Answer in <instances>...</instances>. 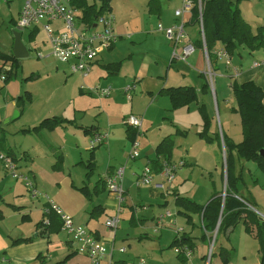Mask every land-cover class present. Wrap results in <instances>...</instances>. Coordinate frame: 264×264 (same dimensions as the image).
Listing matches in <instances>:
<instances>
[{"label":"crops","instance_id":"1","mask_svg":"<svg viewBox=\"0 0 264 264\" xmlns=\"http://www.w3.org/2000/svg\"><path fill=\"white\" fill-rule=\"evenodd\" d=\"M6 1L9 2V0ZM23 1L20 0L21 6L17 13L18 16ZM180 2L182 3V0ZM238 2L237 5H240ZM149 6L150 12L157 18V26L161 24L163 27H169L179 22V18L174 14L178 9L177 7L173 10V18L169 21L171 23L164 24L162 22L164 10L161 8L160 1L153 0L149 3ZM240 6L238 8L241 15L248 22L245 19L248 18L247 13H244ZM76 10L78 9L76 8ZM81 16L82 14L79 15L77 11L78 22L84 24L81 21ZM17 19L18 17L14 19L15 25ZM182 19L185 22V29L188 28V36L177 45L175 50H179L180 54L186 43H192L195 46L194 52L187 57V64L181 60L172 59L173 44L165 36H161L155 26L151 27L153 31L148 32L149 34L146 36L152 38L156 43L153 50H151L153 56L158 61H162L163 64H167L164 73L151 64L149 69H142V73L139 71L133 75H127L121 82L119 80L120 73L125 67L126 61L131 59L132 53H126L124 57H120L119 50L124 42L120 41L121 36L116 30L115 42L110 48L103 49L100 52L99 58L91 66L87 77L72 73L66 63L59 62L63 66L54 67V74L57 76H72V78L78 76L82 80L85 79V85L75 88L74 94L68 99L63 95L58 100V97L54 96V91L58 88L56 87L51 92L46 93L43 103H38L42 97H38V92L35 87L30 86V81H32L34 75L35 78L40 76L39 69H34L30 75L19 77L17 74L20 68L19 63V68L12 71L7 80L1 79V76L10 70V67L6 68V71L0 69V153H10L18 163V172L29 175L33 185L40 190L45 198L39 199V196L33 198L29 195L31 199H36V202H29L26 196L27 188L24 183L11 178L0 161V264H49L56 258L55 264H90V260L86 255L76 251L72 236L62 230L60 217L52 210L46 212L51 204H56L63 212L71 216L75 226L86 227L108 249L113 247V263L124 264L138 258H144L148 264H205V261L208 262L212 234L204 230L201 214L177 205L176 198H188L204 206L203 203H199V193L203 191L206 204L214 196H221L224 199L227 190L225 150L223 144L219 145L217 140L209 142L208 150L212 148L213 151L210 154L205 153L208 150L203 147L198 154L189 156L188 159L182 157L179 162H182L183 167L178 168L179 170L175 173L172 183L165 185L164 190L167 194L154 185H137L140 172L131 171L130 174L127 173L129 179L125 177L122 181L124 203L121 204L119 227L113 235L104 225L105 220L113 215L118 207L117 198L106 189L104 178L107 175H112L121 166L120 164L126 162V159H131L128 157V153L135 129L125 124L124 121L131 115L142 120L140 133L136 134L135 138L140 142L139 148H150L153 143L145 140L146 135L144 136V133L152 128L150 126L155 122H158L156 116H153L151 112L156 114V112L162 111L157 106L162 96L167 97L170 103L166 94L159 93L162 88L194 87L198 98L197 103L194 104L197 108L198 105L203 104L210 116L211 104L214 103L212 94H215L217 98L219 96L224 98L226 94L221 86L216 88L214 93L211 89L210 91L204 89L206 60L203 50L197 45V41L200 39L199 22L193 20L191 11L184 14ZM249 24L251 25V23ZM251 27L255 30L258 26L253 27L251 25ZM137 29L139 28L137 27ZM32 31L36 34L40 29L29 30V33ZM43 44L46 45L45 42ZM222 48L223 46H220V43L215 45L217 50ZM162 50H165L166 54ZM244 51L242 48L236 53L239 60H242L241 63L234 62V54L231 56L230 66H226L222 60H219L222 62H214V65L217 69L219 66H224V74L229 79L231 76L233 80L240 83L253 80L257 86L264 90V50L249 52L246 49ZM241 53H248L253 57V60L248 62V59L242 56ZM10 54H12V51L7 55ZM158 61L155 60L154 64L157 65ZM116 63H120L118 69L114 72L109 71L107 66ZM254 63H258V66H254ZM46 64L47 62L41 64L40 68L47 70L48 66ZM6 66L8 65L3 66V68ZM234 71L236 74L232 76ZM5 76L7 77L6 74ZM146 78L150 80L148 83L145 82ZM102 79L105 80L102 81L103 87L111 88V94L112 90H115L112 96L110 94L108 97H103L94 91L96 87L102 88L99 85ZM136 83L139 94L135 92ZM128 85H133L134 89L126 93L125 88ZM133 91L135 95L131 96L130 93H133ZM148 98H150V102L143 112L136 105L137 101L142 106ZM105 99H108V101ZM223 101H221L222 116L220 112L223 134L229 142L238 144L243 139L240 116L237 113L233 114L226 100L223 99ZM17 103L20 104L19 108L16 106ZM216 104L219 110V104ZM191 106L192 104L188 107L174 109V112L180 111L188 115ZM23 108L25 113L29 115L24 120L21 118L24 113V110L21 111ZM97 109L98 111L95 112ZM106 111L109 112V117H107ZM167 111L168 109H166ZM100 114L105 116L102 121L104 123L98 117ZM140 115L143 116L144 120L139 117ZM49 117H59L70 121V123H63L51 130L40 129L38 131L23 132V130L30 129L38 125L44 118ZM174 120V124H172L174 129L165 136L173 135L174 137L178 135L175 134L176 128L185 130L182 127V120L179 118ZM236 123L237 129L235 127ZM144 124L145 127L142 128ZM214 124L215 122L212 120L209 130L211 133ZM94 134H107V138L103 143L104 146L100 145L94 149L89 148V140ZM165 136H162L154 147L147 151L144 166L150 164L155 170L159 167L162 160H159L157 164L158 157L155 153V147ZM142 138L143 142H141ZM218 152L223 153L224 167L219 165ZM232 153L230 176L232 180L236 178V181H233L235 182L234 188L237 190V194L232 193L230 188L229 194L241 200L249 210H253L258 214L259 210L257 208L262 206L258 195L254 191L259 192L261 188L264 191V180L257 177L254 181H250L251 176L249 177V175L255 173L253 165L249 164V161L244 162L243 159L237 157L235 151ZM91 154L94 171L88 174L87 164ZM208 155L213 160L214 171H211V166L206 165L208 164ZM106 161L107 168L104 167ZM170 161L176 163L172 155ZM131 178L134 181V186L137 187L135 196L130 193L133 187ZM161 182L159 177L155 178V183ZM84 186H87L91 193L90 199L78 190ZM144 200H147L151 207L147 208L146 204L143 203ZM169 204L173 206L172 212L174 213L168 211L170 210L167 209L170 207ZM96 206H99L100 209L94 210ZM164 209L171 216L164 219L166 221L161 228H157V219L163 214L161 210ZM193 215H197L199 218L200 235L196 232V219ZM261 216L264 218V215ZM180 217L183 223L179 221ZM244 217L245 214L243 213L240 220L243 221ZM152 228L155 229L153 232H151ZM178 229L181 230L179 234L176 233ZM251 229L254 236V226ZM154 235H157V238H154ZM181 235L189 238L187 244L191 246L192 250V257L186 263L183 262L184 256L182 254L178 256L171 247L173 240ZM23 239L30 240L15 242V240ZM208 244H210V247H208ZM120 248H125V251L120 252ZM224 249L227 250L222 245L218 247L216 251H218L220 260H216L214 264H222L219 254ZM101 264H107V262L104 260Z\"/></svg>","mask_w":264,"mask_h":264},{"label":"rangeland","instance_id":"2","mask_svg":"<svg viewBox=\"0 0 264 264\" xmlns=\"http://www.w3.org/2000/svg\"><path fill=\"white\" fill-rule=\"evenodd\" d=\"M88 1L89 3L93 2V0H88ZM159 1L161 3L162 10H164L162 22L164 24L171 23L169 21L173 18V15H172L173 10L176 7L181 8L182 3L180 2V0H159ZM236 1L237 2L239 1L238 3H240L241 6L240 5L238 6L241 7L242 11H244V13H247L248 18H245V17L244 18L249 23H251L253 27L264 25V0H236ZM98 2L99 0H97V4ZM149 3H150V0H110V8H111L110 11L115 18V30L121 36V38H119L120 41L124 42L122 44V47L119 50V52L121 53L120 57H124L126 53L127 54L132 53L131 59L126 61V65L123 68L122 72L120 73L119 80L121 82L127 75H133L134 73L139 72V71L140 73H142V69H149L151 64L159 68L162 71V73H164L167 69V64H163L162 61H158V59L155 58V56H153V53L151 52V50H153V48L155 47L156 43L153 41L152 38L146 37L149 34L148 32L151 33V31H153V29L151 30L152 26H155L156 29L158 27L156 25L157 18L155 15L152 14V12H150ZM20 6H21L20 0H9V2H7L6 0H0V52L4 54H8L12 51L13 31H15L16 29L14 19L18 17L17 13L19 11ZM77 11L79 12V15L82 14V12L79 9ZM254 17H257V18H254ZM137 27L139 29H137ZM185 32L188 36V28L185 29ZM159 34L161 36L162 35L165 36L163 32L162 33L159 32ZM158 37L160 36L158 35ZM21 39H22L23 44L26 46L28 50V56L22 59H19L20 68L17 74L19 77H23L24 75H30L31 71H34V69H39L40 76L38 78H35L36 76L34 75L32 78V81H30V86L35 87V89L38 92V97L39 96L42 97L40 98L41 100L38 101V103H43L46 93L51 92L56 87L58 88L54 91V96H57L59 100L63 95L64 97L68 99L70 96L74 94L75 88H78L80 85H85V82H84L85 79L82 80L78 76H74L72 78V76L66 77L64 75L57 76L56 74H54L55 73L54 67L62 65L55 58L53 57H48L49 59L45 58L48 60L38 58V55L41 54L45 56L49 52V47L43 44L44 36L41 31L37 32L35 35H33V37H30L29 30H23ZM220 46H223V44L220 43ZM242 48L246 51V48L244 47ZM241 49H239L237 52H239ZM162 51L164 52V54H166L165 50H162ZM175 51H176V54H179V50H175ZM241 55L246 57V59H248V62H251L253 60V57L251 55H248V53H241ZM234 56H235L234 62L241 63L242 60H239V56H237L236 53ZM118 57H119V54H118ZM155 60L158 61L157 65L154 64ZM106 61L108 60L106 59ZM46 62H47L46 65L48 66V69L42 70V68H40V65ZM182 62L187 64L188 59ZM219 62H222V61H219ZM224 68H225L224 66L223 67L219 66V68L214 72L213 89L215 90L216 88L221 86L226 94L224 98H221L220 96L217 98L215 94H212L214 103L211 104V116H210L211 122L212 120H214L215 122L214 127L212 129L213 130L212 133H220V135H221V132H223L222 127H221V122H220V112L222 116V108H223L221 104L222 102H224L223 99H225L226 103L229 104L230 111L233 114L236 113L232 111V106L234 107L236 106V101L233 97L232 89L230 85V83L233 82V78L230 76V79H229L226 76V74H224ZM235 74L236 73L234 71V75L232 76H235ZM102 81H105V80L103 79L100 80L99 85H101V87L104 88ZM149 81L150 80L146 78L145 82L148 83ZM137 86L138 85L136 83V87ZM135 92L139 94L138 87L136 88ZM114 93H115V90L113 89L111 96ZM130 95L134 96L135 95L134 91L133 93L131 92ZM124 99L127 100L126 98ZM217 99H218V102H217ZM105 100L108 101V99H105ZM149 102H150V98H148L144 102V104H142V106L139 101H137L136 105L142 109L141 111L144 112ZM163 102H164V105H163ZM216 103L219 104V110L217 108ZM157 106L160 107L162 111H160L159 113L156 112V114L153 112L151 113L153 116H156L155 118L158 122H155L152 126H150L152 128L148 129L147 132L144 133V136L146 135L145 140L150 141L153 144L150 145V148H147V147L139 148L140 156L138 158L130 159V160L126 159V162H123L122 164H120L121 166L119 167H125L124 178L125 177L127 178L128 177L127 173L130 174L131 171H137L138 173L142 172L144 163H146L147 151L151 149L152 147H154V145L159 141V139L162 136H165L166 134L170 133L174 129L172 127V124H174V121H175L174 119L176 118H179L180 120H182L181 123L183 126L181 124L179 125L182 126L186 130L185 135H181L178 133V135H175L173 137L171 155L173 159L176 161V163L181 161L182 157L184 159H188L189 156L191 157L192 155L198 154L202 150L203 147H205V149L208 150L209 142L198 137V132L202 130L203 120L201 119L199 110L195 104H192V106L190 107V113H188V115H185L180 111L174 112V110L171 108L170 103L168 102L167 97L165 96L164 97L162 96L159 99ZM166 109H168L167 112H166ZM23 110H24V113H23V117L21 118H23L24 120V118H28L29 115L25 113L24 108L21 111ZM97 111L98 109L95 112ZM13 115H14V112H13ZM106 115L107 117H109L110 114L108 111H106ZM98 117L101 118L100 119L101 122L103 121V118H105V116L102 114H100ZM139 117L143 119L142 115H140ZM160 123H161V128H160ZM235 125L237 129V123ZM143 127H145V124L142 126V128ZM143 141L144 140L142 138L141 142ZM101 146H104V144H101ZM130 148H129V151H130ZM211 151H212V148L208 150L207 152L205 151V153L210 154ZM217 154H219L218 156L219 165L220 166L223 165L224 167L223 153L218 152ZM132 160H135V161L132 162ZM106 163L107 161L104 162L105 168H107ZM249 164H252L255 170V173L254 172L251 173L253 177L252 175H249V177L251 176L249 180L254 181L255 178L257 177L260 180H264V173H262V171L258 169L256 163L249 161ZM206 165L211 166L212 168L211 171H214L213 170L214 168L213 160L209 155H208V164ZM182 167H180L179 169H181ZM82 169L84 170V168ZM179 169H177V171ZM156 177H159V176H155V178ZM155 178H154V182H155ZM261 189H259V192L254 191L256 195H258V198L260 199V205L262 206L260 208L259 207L257 208L259 210L258 215L259 214L264 215V193H261L264 191H262ZM163 191L165 194H167L165 190ZM38 192H39L38 198L39 199L44 198L40 190H38ZM136 192H137V187L134 186V181H133V187L130 193H132L135 196ZM26 196L29 202H36V199L30 198L27 191H26ZM199 201H200L199 203H203L204 205L206 204V198L204 196L203 191L199 193ZM123 203L124 201L122 202V204ZM143 203L146 204L145 206L147 208L151 207L149 205V202H147V200H144ZM169 206L170 207H168L167 209H170L171 211L170 210L168 211L171 213H174L172 212L173 206L171 204H169ZM161 211L163 213L162 215H164L166 212L165 209ZM193 217L196 219V226H197L196 232L198 235H200L201 229H200L199 218L197 217V215H193ZM261 219L264 220V218H261ZM165 221L166 220H163L164 224H165ZM179 221L183 223V221L181 220V217ZM154 230L155 229L152 228L151 232H153ZM216 231H218V227L216 228ZM216 231L214 232V235L212 234L213 235L212 236L213 237L212 238L213 240L212 252H214V255L210 257L208 262L205 261V264H214L216 260H220V258L218 257V251L216 250L221 245L225 247L227 249V252L229 253V259H230L229 263L230 264H259L260 263L261 254L259 251V243L257 239L252 235L251 231L246 228V225L244 224L243 221L240 220L238 222H234L232 226H229L227 229L223 227L218 234L216 233ZM154 238H157V235H154ZM208 247H210V244H208ZM81 254L84 255L83 253ZM56 260L57 258L52 263H49V264H55Z\"/></svg>","mask_w":264,"mask_h":264},{"label":"trees","instance_id":"3","mask_svg":"<svg viewBox=\"0 0 264 264\" xmlns=\"http://www.w3.org/2000/svg\"><path fill=\"white\" fill-rule=\"evenodd\" d=\"M153 0H150V3ZM193 6L191 8L192 18L195 22H199V15L202 18V28L204 33L205 47L208 53L209 63L213 72L217 70L214 62L219 61L215 54V45L222 43L223 48L229 56H233L237 51L244 47L249 52L264 50V26H258L255 30L251 25L246 22L238 8L237 1L234 0H192ZM70 4L79 9L82 12L81 21L84 24H91L95 17L110 11V0H93L89 3L88 0H70ZM30 37L35 35L34 31L29 33ZM197 45L202 49L203 43L200 39L197 41ZM0 69L3 66L8 65L10 70L6 71L7 80L10 77L12 71H16L19 68V60L12 54L7 55L0 52ZM120 63L109 65L107 68L109 71L114 72L118 69ZM206 78V76H205ZM206 80V79H205ZM233 97L236 101V106L232 107V111L236 112L240 116L243 139L238 144L229 142L223 132L211 133L209 132L211 127V118L207 113L206 107L203 104L198 105V110L203 120L202 130L198 132V137L211 142L217 140L219 145L223 144L225 150V164L227 170V190L226 196H214L206 205L202 206L194 201L177 197L176 203L179 206L186 207L192 212L199 213L202 216V226L205 231L214 234L218 221L220 220L217 234L220 230L232 226L234 222H238L241 219V215L244 213L245 217L243 222L246 228L252 232V226H254V237L259 243V251L261 254L260 263L264 264V220L259 218L260 216L253 210H249L245 203L241 200L234 198L232 194H229V188L232 193L237 194V190L234 188L236 178L231 179L230 172L232 167L231 156L232 152L240 159L244 161H252L256 163L257 167L264 172V156L259 152L264 149V90L255 84L253 80L247 82H237L233 80L230 83ZM204 89L210 91L207 80L205 81ZM159 93L166 94L169 98L171 108L178 109L181 107H188L191 104L197 103V93L192 86H178V87H166L162 88ZM66 119L59 117L44 118L38 125L25 129L23 132L38 131L40 129L51 130L57 126L66 123ZM185 135V130L176 128L175 134ZM137 130L133 132L132 142L136 140ZM173 144V135H167L161 139V141L155 147V153L159 160L171 162V151ZM8 155L12 156L10 153ZM93 154V153H92ZM87 164L88 174L94 171L93 157ZM13 157V156H12ZM101 182V180H100ZM103 183V181H102ZM80 190L87 198L90 199L91 193L87 186L80 187ZM242 197V196H241ZM245 202L251 204L249 201L242 198ZM252 205V204H251ZM100 209L99 206L94 207V210ZM50 211V210H49ZM212 238V236L210 237ZM30 239L15 240V242L29 241ZM189 238L181 235L179 238H175L171 243V247L186 245L190 250L191 246L187 244ZM192 251V250H191ZM178 256L181 254H177ZM214 252L211 253V256ZM222 264L229 263V253L227 250H221L220 252ZM186 263V259L183 260ZM118 264V263H113Z\"/></svg>","mask_w":264,"mask_h":264},{"label":"built area","instance_id":"4","mask_svg":"<svg viewBox=\"0 0 264 264\" xmlns=\"http://www.w3.org/2000/svg\"><path fill=\"white\" fill-rule=\"evenodd\" d=\"M192 6V0H182L181 8H178L174 13L175 16L179 18V22L169 27H163L161 24L157 27V31L163 32L165 37L173 44L172 59L186 61L187 57L195 50V46L192 43H186L180 54H176L175 51L177 45L187 38L185 22L182 18L184 14L191 11ZM78 20L77 10L70 4V0H24L16 26L21 27L23 30L38 28L43 33L44 42L49 47V52L45 56L41 54L38 55L39 58L53 57L59 62L68 64L72 73H78L81 77H87L90 73L91 66L99 58L100 52L103 49L110 48L116 40L115 19L111 11H106L96 16L91 24H82L78 22ZM199 26L200 37L203 43L202 50L206 60L205 76L212 93H214V72L209 63L208 53L205 47L201 14L199 15ZM215 54L218 60H222L226 66H230L231 57L224 49L216 50ZM254 66H258V63H254ZM6 68H8V66L4 67L3 71H6ZM5 77L4 73L1 79L4 80ZM133 87V85H128L125 88V92L129 93L134 89ZM94 91L103 97H108L111 94V88L96 87ZM129 97L128 95V98ZM124 123L136 129L137 134L140 133L141 119L138 117L131 115ZM106 138L107 134H94L89 140V148L94 149L100 146L104 143ZM138 156L139 142L136 139L131 143L128 157L135 159ZM0 161L6 173L11 178L24 183L31 197L34 198L39 196V192L33 185L30 176L18 172V163L14 157L6 153H0ZM180 166H182V162L161 161L159 167L155 170L150 164H147L137 178V185H154L158 189L164 190L165 185L171 184L174 180L175 173ZM124 172L125 167H119L112 175H107L104 178L106 189L116 196L118 202L116 212L109 216L104 222L106 228L113 235L117 231L121 221V204L124 201V189L122 186ZM155 176H159L162 182L155 183ZM49 210L54 211L60 217L62 230L72 236L76 251L86 255L91 264H101L104 260L107 264H113V247L108 249L105 244L92 232L88 231L86 227L75 226L71 216L63 212L56 204H51L46 212H49ZM170 216L171 214L169 212L160 215L156 223L157 228H161L163 226V220ZM180 231L181 230L178 229L176 233L179 234ZM212 246L213 243H211L209 256ZM173 249L176 254H182L186 262L190 261L192 251L186 245L176 246ZM119 251L124 252L125 248H120ZM124 264H148V262L144 258H138L135 261Z\"/></svg>","mask_w":264,"mask_h":264},{"label":"water","instance_id":"5","mask_svg":"<svg viewBox=\"0 0 264 264\" xmlns=\"http://www.w3.org/2000/svg\"><path fill=\"white\" fill-rule=\"evenodd\" d=\"M21 27H16L15 31H13V46H12V54L16 59H22L24 57L28 56V50L26 46L23 44L22 39H21V32H22ZM17 108L20 107V104L17 103ZM262 156H264V149H261L259 152ZM262 218V216L260 215ZM220 223V220L218 221L217 227ZM213 243V240H212Z\"/></svg>","mask_w":264,"mask_h":264},{"label":"bare ground","instance_id":"6","mask_svg":"<svg viewBox=\"0 0 264 264\" xmlns=\"http://www.w3.org/2000/svg\"><path fill=\"white\" fill-rule=\"evenodd\" d=\"M140 119V118H139ZM141 125H142V120H141ZM140 146V145H139ZM217 233V232H216ZM211 248V247H210ZM209 252H210V250H209ZM211 253H212V249H211ZM211 253H210V256H209V259H210V257H211Z\"/></svg>","mask_w":264,"mask_h":264}]
</instances>
